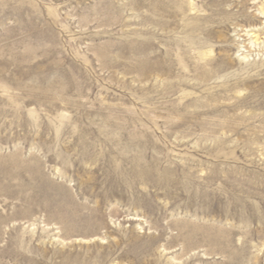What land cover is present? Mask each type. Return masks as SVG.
I'll return each instance as SVG.
<instances>
[{
  "label": "rangeland",
  "instance_id": "1",
  "mask_svg": "<svg viewBox=\"0 0 264 264\" xmlns=\"http://www.w3.org/2000/svg\"><path fill=\"white\" fill-rule=\"evenodd\" d=\"M0 264H264V0H0Z\"/></svg>",
  "mask_w": 264,
  "mask_h": 264
}]
</instances>
